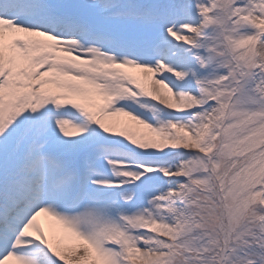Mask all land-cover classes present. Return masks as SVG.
Here are the masks:
<instances>
[{
    "label": "snow or ice",
    "instance_id": "snow-or-ice-1",
    "mask_svg": "<svg viewBox=\"0 0 264 264\" xmlns=\"http://www.w3.org/2000/svg\"><path fill=\"white\" fill-rule=\"evenodd\" d=\"M0 264H264V0H0Z\"/></svg>",
    "mask_w": 264,
    "mask_h": 264
},
{
    "label": "rangeland",
    "instance_id": "rangeland-1",
    "mask_svg": "<svg viewBox=\"0 0 264 264\" xmlns=\"http://www.w3.org/2000/svg\"><path fill=\"white\" fill-rule=\"evenodd\" d=\"M114 119H124V118H122V117H117V118H114Z\"/></svg>",
    "mask_w": 264,
    "mask_h": 264
}]
</instances>
